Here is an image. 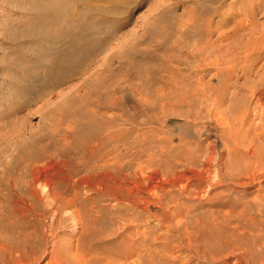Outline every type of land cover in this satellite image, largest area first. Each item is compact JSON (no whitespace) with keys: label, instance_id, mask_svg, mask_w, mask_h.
<instances>
[{"label":"bare ground","instance_id":"6f19581e","mask_svg":"<svg viewBox=\"0 0 264 264\" xmlns=\"http://www.w3.org/2000/svg\"><path fill=\"white\" fill-rule=\"evenodd\" d=\"M98 1L17 0L19 4L29 8L27 11L29 21L19 26L23 29L20 36L8 29L5 33L1 32L2 43L7 45L5 50L7 52L0 49V264H42L44 261V264H143L141 255L137 258L128 256L129 251L125 250L127 246L124 245V239L109 238L114 234H118L119 237L120 225L112 223L113 219L108 207H96L105 196L115 198L119 203L118 195L123 190L126 180L124 148L123 143H120L124 137V130L109 128L116 126L118 117L116 114L111 116L107 114L110 109L122 105L123 72L126 61L118 60L119 64L113 67L115 59L124 55L122 52L110 56L104 55L110 36L100 34V30L92 27L86 30L77 29L74 23V11L70 13L69 10L68 14L66 13L68 10L66 7L82 4L85 11H82L81 16L88 19L95 18V14L90 12L101 9L100 11L103 12L99 24L104 27L106 20H120L121 15L130 12V3L136 0H105L104 3L107 4H99ZM238 2L245 3L246 7L230 10V15L226 17L232 21L236 20L234 28L222 31L217 36H215L216 31L208 29L206 35L201 37L200 41H195L196 43L189 50L193 58L199 62L195 68L198 74L197 83L194 86L186 83L185 79L188 76L193 79L194 75L187 74L188 76L185 77L183 69L180 72L177 68L180 74H185V83L181 81L180 84H174L175 82L170 81L174 77L170 78L172 86L167 87L168 89L160 87L161 94L158 98L161 95V109L171 112L176 103L173 105V102L169 101L174 100L176 95L177 105L186 104L190 101L189 97L192 98L189 92L191 87H193L191 91L193 96L196 93L200 94L199 100L208 99L212 95L211 91L217 92L215 93L218 97L216 109L213 111L218 116V120L216 119L220 127L218 141L222 144L220 147L222 149L218 151L210 149L208 154L205 151L204 161L210 164V167H207V172L210 174L208 181L214 178L222 185L230 181L233 185L241 186L254 184L258 180L261 185L264 182V25L259 22L257 15L264 12L262 11L264 0H235L230 5H236ZM223 5L224 2H221L217 6L218 14H221ZM238 16L240 19L237 20ZM242 28L249 31L242 33L240 31ZM14 46L16 49L13 48ZM184 48L185 45L182 49ZM174 49L176 51L175 47ZM169 51L167 50L170 56V48ZM13 53L14 58H9L8 55ZM178 62L180 63V60ZM95 64L99 68L97 67L94 72L90 71V80L74 90V92L79 90L84 92L83 97L77 99L74 94L65 96L68 104L71 105L70 109H75L78 102L81 105L87 103L94 106L92 110L77 107V111L73 110L76 113L71 110L74 114L69 108L65 109L66 112L69 109L68 113L62 112L69 118L75 114L79 117L78 131L76 132L75 127V131H72L76 133L72 134L70 130V134L68 130L69 135L64 136V149L59 138L62 129L27 128L26 119L30 115L32 117V107L38 103L41 105L35 111L41 114L43 119L41 121L55 122L57 114L55 111L61 107L53 100L58 94L57 89L74 75L83 74ZM211 71H214V74L210 75L211 80L216 82L214 86L212 85L214 90L206 87L204 83V74ZM176 79L177 77L174 81ZM177 81L179 82V79ZM93 96L98 98L95 102L92 100ZM102 96L105 98L101 99ZM216 96L214 95V100ZM110 97L111 102L108 101L111 100ZM212 97L213 95L209 100H212ZM209 103V107L214 106L211 104L214 102L209 101ZM73 105L75 108H72ZM207 111L211 112L209 109ZM22 113L25 114L23 117ZM44 130H48L47 133L43 132ZM225 135L229 137L228 140ZM94 140L99 141V145H94L97 147H91V142ZM111 141H115L116 144H113L112 149H108ZM77 146L85 155V160L79 165L74 164L75 159L72 160L79 152L75 150ZM176 147L181 151L185 144L180 143ZM227 152L229 157L225 156ZM170 155L171 153L169 157ZM147 156L152 158L153 154L149 151ZM20 158H24L22 161L24 171L23 175L17 177L14 176L15 163H18ZM42 160L56 166H65L68 176L66 175L62 180L54 178L45 183L37 175L40 171L38 164ZM185 170L188 171V168ZM29 171L31 176L28 175ZM83 172L86 173L83 175L81 174ZM37 184L41 187L39 191ZM26 188L32 189L31 193L37 190L41 194L42 197L32 193L39 203L40 197L45 199L43 209L50 211L46 212L47 216L44 213L39 214L43 219L31 218L35 212L33 210L35 205L27 202ZM226 191L223 190L221 194H226ZM244 201V208L249 207L250 210L258 213L264 211V192L260 191L253 200L244 199ZM121 212L120 206L114 207L116 221L120 222L123 218ZM65 213H70L76 225L73 229L78 235L76 242L73 239H62L56 234L58 223L66 221ZM110 223L117 226L114 227L115 230L109 229ZM29 226L31 230L28 232ZM108 242H112L113 247L102 245ZM127 248L130 249L129 246ZM108 251L114 255H108Z\"/></svg>","mask_w":264,"mask_h":264},{"label":"rangeland","instance_id":"374dc122","mask_svg":"<svg viewBox=\"0 0 264 264\" xmlns=\"http://www.w3.org/2000/svg\"><path fill=\"white\" fill-rule=\"evenodd\" d=\"M5 1L10 3H4ZM104 1L99 0L97 3L107 4ZM234 1L136 0L131 1L133 5L130 3L132 5H129L130 12L123 14L124 16L121 15L120 20H106L105 24H103L104 27L99 24L103 12L100 11L101 9L91 10L92 12L90 13L95 14V18L87 19L81 16L82 11H85L82 4L70 5L72 8L66 7V10L68 9L66 13L69 10L70 13L74 11V23L77 29L86 30L92 27L100 30V34L110 36L109 45L104 55L110 56L116 52H122L124 55L115 59L112 64L113 67L119 64L118 60L126 61L124 63L125 71L123 70L124 91L122 105L107 112L109 116L116 114L118 117L116 126L109 128H123L124 130L123 142L121 139L120 143H123L122 147L124 148L121 147L124 150L123 159L125 161L126 180L123 190L118 195L120 198L119 203L115 198L105 196L98 202L96 207H108L111 211L112 223L120 225L121 233L119 237L118 234H114L109 238L124 239V245L130 247L129 250L125 247V250L129 251L128 256L137 258L138 255H141L143 264H264V211L258 213L250 210L249 207L244 208L245 205L243 204L245 203L244 199L253 200L260 191L261 193L264 192V182L260 185L257 180L251 185L236 186L230 181L222 185L214 178L210 182L208 181L210 174L207 172V167L209 168L210 164L204 161L206 160L205 153L207 152L208 154V151L212 149L215 151L222 149L220 148L222 144L218 141V133H220L219 122L217 121L218 116L213 111L216 109L215 104L218 97L215 93L217 92L211 91L212 100H209L212 95L208 99L199 100L198 98H201L200 94L196 93L194 96L199 97L195 98L191 92L193 87H191L189 90L191 94L188 93V95L190 94L192 98L189 97L190 101L186 104L177 105L178 96L176 95L174 96L176 99L169 101L173 102V105L176 103L173 109L170 110L171 112L161 109V95L159 96L160 100L158 98V95L161 94L159 92L160 87H165L166 89L172 86L174 82V84H180L181 81L184 82L185 80H187L185 81L186 83L193 84L191 86L197 83L198 74L195 68L199 62L193 58L189 50L192 49L194 43L200 41V38L206 35L205 33H207L208 29L213 32L216 31L215 36H217L222 31H228L235 27L236 20L232 21L226 17L230 15L233 9L245 8L246 5L243 2L230 5ZM221 2H224V5L220 10L221 14H218L216 11L217 6ZM27 11H29V8L27 9V7L19 4L17 0H0L1 50L5 51L7 49V45L2 43L3 34L1 32L5 33L8 29L20 36L23 29L19 28V26L23 22L29 21L27 17L29 13ZM262 11H264V3ZM262 15H264V12H260L257 17L259 22L264 25V17ZM236 19H240V16ZM81 21L83 22L81 23ZM78 25L80 26L78 27ZM225 25L226 27H224ZM240 31L245 33L249 30L242 28ZM174 41L175 43H173ZM184 45L185 48L182 49ZM13 48L16 49L15 46ZM169 48L171 49L170 56L167 52ZM172 49L174 50L172 51ZM183 51L187 52V55ZM14 56V53L8 55L9 58H14ZM173 60L177 62L180 60V63ZM97 67V64L92 65L91 69L88 68L86 72H83L85 75L78 73L57 89L58 94L54 96L53 100L57 101L61 107H58L59 110L57 109V112L55 111L57 113L55 122L41 121L43 120L41 119V114L35 111L41 105V103H38L32 107L34 111H32V117L30 115V119L29 117L26 119L27 128L62 129L59 138L64 149L63 142L65 141L63 140L65 134H71L75 127L76 132L79 129L77 125L79 124L77 123L79 117L76 114L71 117L73 120L64 115L71 108L65 96L74 94L77 99H81L84 92L80 90L74 92V90L87 80H90L91 75L89 74L94 72ZM177 68L180 72L183 69L182 72H185V77L188 76L187 74L191 76L193 74V79L190 76L185 79L183 73L181 75ZM174 69L178 73L174 72ZM214 71L204 74L206 77H204V83L206 87L212 90H214L213 86L216 82H212L210 75L214 74ZM182 76L183 78H181ZM175 77L179 79V82L177 79L174 81ZM169 79L173 82L172 84ZM188 80L195 83H189ZM240 81L242 82L243 80ZM214 95L216 96L215 100L213 99ZM95 99L97 100L98 98L93 96L92 100L94 102L96 101ZM110 99L108 100L109 102L112 101L111 97ZM209 101L214 102L211 103L214 106L210 105L209 107ZM254 104H252L253 107ZM75 106L79 109L83 108V110H92L94 105L87 103L81 105L78 102ZM75 106L73 105L72 108H75ZM77 107L70 109V112L77 111ZM207 107L211 111L210 113L207 111ZM66 108H69L67 112ZM251 109L253 108L251 107ZM71 110L74 111L72 112ZM21 115L23 117L25 114L22 113ZM63 115L67 118L63 117ZM73 121L75 124H73ZM47 131L44 130L43 132L47 133ZM74 131H72V134L76 133ZM227 137L225 135L226 140L229 138ZM180 143L185 144L184 149L181 151L176 147ZM91 144L93 145L91 147H97L94 145H99V141L94 140ZM113 144H116V142L111 141L108 149H112L114 147ZM166 146H168L167 149ZM31 149L30 147L29 150ZM75 150L79 152L76 153L75 151L76 154L72 160L75 159L74 164L79 165L85 160L84 151L82 150L83 153L82 151L80 152L81 148H78V146ZM149 151L153 154L152 158L147 156ZM227 155H229L228 152L225 153V156L229 157ZM23 159L20 158L19 162L15 163L14 176L23 175ZM43 161L38 164V166L40 165V171L37 175L45 183L54 178L62 180L66 175L68 176V173H66L68 170H66L65 166H56ZM184 167L188 168V171L185 170L186 168L183 169ZM156 170L162 172L158 173ZM85 173L81 174L84 175ZM28 175L31 176L30 171ZM260 186L262 188H259ZM36 187H38V191L39 188L41 189L38 184ZM26 189L27 202H32L33 206L35 205L33 207L35 212L33 211L31 218L43 219V217L40 218L39 214L44 213L47 216L48 213L46 212L50 211L49 209H43L45 199L41 198L42 196L37 190H33V194L41 196L39 199L42 204L41 202L39 203V200H36V196L31 193L32 189ZM223 190H227L226 194H221ZM34 199L35 202H33ZM115 206L122 208L121 214L123 218L120 222L115 220ZM64 218L66 221L58 223L56 234L62 239L75 240L78 235L73 230L76 225H74L75 223L71 219L70 213H65ZM112 223L108 224L109 229L115 230L116 228L114 227L117 226ZM27 230L28 232L31 230L30 226ZM104 244L106 247H113L112 242L103 243L102 245ZM100 251L102 250L100 249ZM107 254L114 255L109 253V251Z\"/></svg>","mask_w":264,"mask_h":264}]
</instances>
